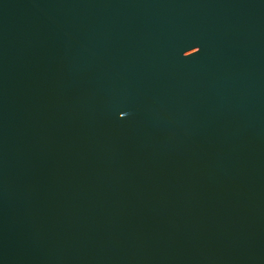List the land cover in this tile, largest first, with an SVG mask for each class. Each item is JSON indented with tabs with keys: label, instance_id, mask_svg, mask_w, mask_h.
Listing matches in <instances>:
<instances>
[{
	"label": "water",
	"instance_id": "water-1",
	"mask_svg": "<svg viewBox=\"0 0 264 264\" xmlns=\"http://www.w3.org/2000/svg\"><path fill=\"white\" fill-rule=\"evenodd\" d=\"M0 264H264V0H0Z\"/></svg>",
	"mask_w": 264,
	"mask_h": 264
}]
</instances>
